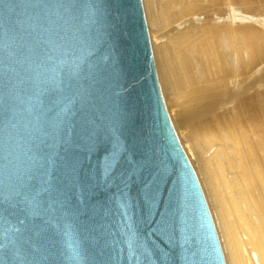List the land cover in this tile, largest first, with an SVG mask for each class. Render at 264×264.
Returning <instances> with one entry per match:
<instances>
[{
    "label": "water",
    "instance_id": "obj_1",
    "mask_svg": "<svg viewBox=\"0 0 264 264\" xmlns=\"http://www.w3.org/2000/svg\"><path fill=\"white\" fill-rule=\"evenodd\" d=\"M0 264H226L142 0H0Z\"/></svg>",
    "mask_w": 264,
    "mask_h": 264
},
{
    "label": "bare ground",
    "instance_id": "obj_2",
    "mask_svg": "<svg viewBox=\"0 0 264 264\" xmlns=\"http://www.w3.org/2000/svg\"><path fill=\"white\" fill-rule=\"evenodd\" d=\"M143 2L164 103L225 263L264 264V0Z\"/></svg>",
    "mask_w": 264,
    "mask_h": 264
},
{
    "label": "rangeland",
    "instance_id": "obj_3",
    "mask_svg": "<svg viewBox=\"0 0 264 264\" xmlns=\"http://www.w3.org/2000/svg\"><path fill=\"white\" fill-rule=\"evenodd\" d=\"M142 2H143V0H142ZM143 6H144V2H143ZM144 12H145V16H146V22H147V26H148V28H149V25H148V18H147V14H146V10H145V8H144ZM148 31H149V29H148ZM153 50V49H152ZM153 55H154V53H153ZM154 60H155V57H154ZM155 64H156V62H155ZM156 70H157V68H156ZM158 74V73H157ZM158 79H159V77H158ZM159 83H160V80H159ZM160 88H161V91H162V86H161V83H160ZM162 94H163V91H162ZM163 96H164V94H163ZM167 111H168V109H167ZM169 112V111H168ZM169 114V117H170V119H171V122H172V124H173V127H174V129H175V132H176V134H177V136H179L178 135V133H177V130H176V125H175V123H174V121H173V119H172V117H171V115H170V113H168ZM178 139H179V137H178ZM179 141H180V139H179ZM180 143H181V141H180ZM182 145V144H181ZM182 147H183V145H182ZM184 151H185V149H184ZM186 152V151H185ZM187 154V153H186ZM188 157V159L190 160V158H189V156H187ZM190 163H191V160H190ZM191 165H192V163H191ZM193 166V165H192ZM193 168H194V166H193ZM194 170H195V168H194ZM195 172H196V170H195ZM196 174H197V172H196ZM197 177H198V175H197ZM198 180H199V182H200V179H199V177H198ZM200 184H201V182H200ZM201 186H202V184H201ZM205 195V194H204ZM206 198V197H205ZM207 201V200H206ZM207 204H208V202H207ZM208 207H209V205H208ZM209 210H210V207H209ZM210 213H211V210H210ZM212 218H213V216H212ZM213 221H214V219H213ZM218 233V232H217ZM221 242V241H220ZM221 244V243H220ZM226 260V259H225Z\"/></svg>",
    "mask_w": 264,
    "mask_h": 264
}]
</instances>
